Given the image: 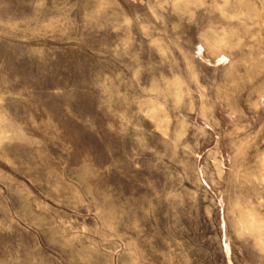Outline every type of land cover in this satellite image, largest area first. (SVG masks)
Segmentation results:
<instances>
[{
    "label": "rangeland",
    "instance_id": "1",
    "mask_svg": "<svg viewBox=\"0 0 264 264\" xmlns=\"http://www.w3.org/2000/svg\"><path fill=\"white\" fill-rule=\"evenodd\" d=\"M0 264H264V0H0Z\"/></svg>",
    "mask_w": 264,
    "mask_h": 264
},
{
    "label": "bare ground",
    "instance_id": "2",
    "mask_svg": "<svg viewBox=\"0 0 264 264\" xmlns=\"http://www.w3.org/2000/svg\"><path fill=\"white\" fill-rule=\"evenodd\" d=\"M248 14H250L249 10H248Z\"/></svg>",
    "mask_w": 264,
    "mask_h": 264
}]
</instances>
